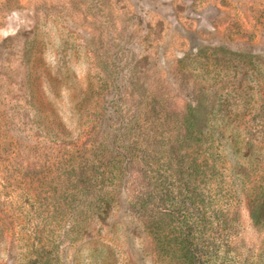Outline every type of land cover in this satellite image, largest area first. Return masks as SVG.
<instances>
[{
	"label": "rangeland",
	"instance_id": "1",
	"mask_svg": "<svg viewBox=\"0 0 264 264\" xmlns=\"http://www.w3.org/2000/svg\"><path fill=\"white\" fill-rule=\"evenodd\" d=\"M0 264H264V0H0Z\"/></svg>",
	"mask_w": 264,
	"mask_h": 264
},
{
	"label": "trees",
	"instance_id": "2",
	"mask_svg": "<svg viewBox=\"0 0 264 264\" xmlns=\"http://www.w3.org/2000/svg\"><path fill=\"white\" fill-rule=\"evenodd\" d=\"M197 109V107H190V114L188 115V120H189V122L190 123H192V121H193V118H194V116L195 115H193V112L192 111H194V110H196ZM192 112V113H191ZM164 214H166V211H165V213ZM251 218H252V220L254 221V223L256 224V225H258L259 224V222H260V214H259V211L258 210H256L255 212H252V214H251ZM195 244V243H194ZM194 244H192L191 245V242H185V245H186V247L188 248V250H190V251H193L192 250V247H193V245ZM192 257H193V255H191Z\"/></svg>",
	"mask_w": 264,
	"mask_h": 264
}]
</instances>
